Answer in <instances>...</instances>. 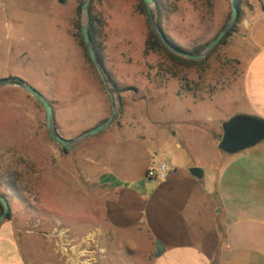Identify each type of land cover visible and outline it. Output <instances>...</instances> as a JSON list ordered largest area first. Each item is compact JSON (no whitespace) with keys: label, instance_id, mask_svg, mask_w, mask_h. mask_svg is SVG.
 Masks as SVG:
<instances>
[{"label":"rangeland","instance_id":"374dc122","mask_svg":"<svg viewBox=\"0 0 264 264\" xmlns=\"http://www.w3.org/2000/svg\"><path fill=\"white\" fill-rule=\"evenodd\" d=\"M86 1L0 0V80L21 79L44 95L54 109V129L66 140L102 125L113 112L81 33ZM239 5L232 34L205 60L191 64L162 48L146 51L157 33L143 0H93L90 31L118 88L117 116L107 130L80 140L73 150L49 137L45 111L35 98L17 86L0 88V194L11 206L26 264H149L144 240H137L144 252L131 249L104 220L99 178L107 151L136 136L164 149L177 134L205 156V135L188 130L183 135L182 122L194 106L187 93L195 92L207 105L216 97L224 108L221 91L240 86L243 68L232 57L242 40L241 25L264 9V1ZM152 11L169 41L197 55L232 16L228 0H155Z\"/></svg>","mask_w":264,"mask_h":264},{"label":"crops","instance_id":"0c3cea01","mask_svg":"<svg viewBox=\"0 0 264 264\" xmlns=\"http://www.w3.org/2000/svg\"><path fill=\"white\" fill-rule=\"evenodd\" d=\"M241 33L232 58L243 77L239 87L221 91L225 107L216 97L207 105L187 93L194 106L182 122L183 135H205V156L177 134L164 149L136 136L107 151L99 178L104 220L131 249L144 252L137 241L144 240L149 264H264V139L236 154L219 148L233 117L264 121V9L243 22ZM164 162L169 171L160 181ZM17 231L12 219L0 226V264H26Z\"/></svg>","mask_w":264,"mask_h":264},{"label":"water","instance_id":"95a60500","mask_svg":"<svg viewBox=\"0 0 264 264\" xmlns=\"http://www.w3.org/2000/svg\"><path fill=\"white\" fill-rule=\"evenodd\" d=\"M93 0H87L83 5V12L86 16V23L81 28V33L87 48V52L89 55L90 60L96 67L107 91L112 105V114L110 118L103 123L102 125L96 127L95 129L89 131L85 135L79 137L76 140H66L63 139L54 129L53 122H54V109L49 101L46 99L44 95L38 92L36 89L27 85L24 81L18 78H9L0 80V88L2 87H9V86H17L20 87L23 91L31 95L35 98L43 107L46 115V129L48 131L49 137L52 139L53 142L58 144L64 149L73 150L74 146L77 142L82 139L94 137L103 131L107 130L112 123L114 122L117 111L115 108V98L114 93L108 83V79L105 75V72L100 65L95 51L92 47L91 38H90V24H91V16H90V6ZM231 3V11L232 16L227 24V26L212 40V42L207 46L205 51L198 55H193L191 53L185 52L175 46L169 39L166 37L165 33L163 32L162 28L156 23L152 6L155 3V0H143L147 15L149 18L150 23L152 24L153 28L155 29L159 39L161 40L162 44L174 54L183 57L185 59L191 61H202L205 60L225 39L228 33L234 28L236 22L238 21L240 15V5L238 0H228ZM264 139V122L247 116H235L230 119L224 126H223V137L220 142L219 148L228 154H236L241 151L247 150L256 146L259 142ZM195 175H200L201 171L199 169H193L192 171ZM0 202L3 205V212L0 215V226L7 220L9 212L11 210V206L9 201L6 199L5 196L0 194Z\"/></svg>","mask_w":264,"mask_h":264},{"label":"trees","instance_id":"16d2710c","mask_svg":"<svg viewBox=\"0 0 264 264\" xmlns=\"http://www.w3.org/2000/svg\"><path fill=\"white\" fill-rule=\"evenodd\" d=\"M239 1V4H240V0ZM93 21V19H92ZM93 25V24H92ZM159 25V24H158ZM160 27V25H159ZM233 30H231L228 35L225 37V39L221 42V44H223V42L232 34ZM90 38H91V43H92V47L95 51V54H96V57L100 63V65L102 66L104 72H105V75L108 79V83L111 84L113 86L112 88V91L113 93L116 94V92L118 91V88H117V85L114 83L113 79L111 78V76L109 75V73L105 70L104 68V59H103V55H102V51H101V47L97 44V41H96V38L94 37V34L90 31ZM152 38L155 40V43L150 45V43H147L146 45V51L147 52H150V51H153V50H156V48H162L164 49L174 60H177V61H183L185 63H191V64H195L194 61H191V60H186V59H182L176 55H174L172 52H170L161 42V40L159 39V37L155 34V32H152ZM220 44V45H221ZM175 45V44H174ZM176 46V45H175ZM179 48V47H178ZM87 52V50H86ZM193 55H197V53H191ZM263 121V120H261ZM264 122V121H263ZM3 212V205L2 203L0 202V215L1 213ZM11 216H12V212L10 210L9 212V215H8V218H7V221L11 219Z\"/></svg>","mask_w":264,"mask_h":264},{"label":"built area","instance_id":"2783aa9c","mask_svg":"<svg viewBox=\"0 0 264 264\" xmlns=\"http://www.w3.org/2000/svg\"><path fill=\"white\" fill-rule=\"evenodd\" d=\"M169 171V165L167 162L162 163L160 171L156 175L157 179L163 181L166 178L167 172ZM150 176L153 177L154 174L150 173Z\"/></svg>","mask_w":264,"mask_h":264}]
</instances>
